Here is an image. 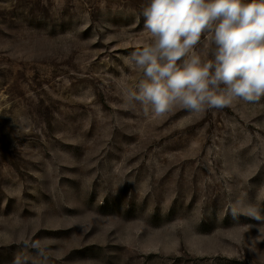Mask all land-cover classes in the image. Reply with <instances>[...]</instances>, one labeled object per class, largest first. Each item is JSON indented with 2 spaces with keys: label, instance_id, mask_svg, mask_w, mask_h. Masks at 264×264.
Segmentation results:
<instances>
[{
  "label": "rangeland",
  "instance_id": "obj_1",
  "mask_svg": "<svg viewBox=\"0 0 264 264\" xmlns=\"http://www.w3.org/2000/svg\"><path fill=\"white\" fill-rule=\"evenodd\" d=\"M147 3L0 0V264H264V98L127 104Z\"/></svg>",
  "mask_w": 264,
  "mask_h": 264
},
{
  "label": "clouds",
  "instance_id": "obj_2",
  "mask_svg": "<svg viewBox=\"0 0 264 264\" xmlns=\"http://www.w3.org/2000/svg\"><path fill=\"white\" fill-rule=\"evenodd\" d=\"M142 16L151 39L124 57L141 76L134 86L122 78L127 104L162 117L177 106L203 114L264 98V0H148ZM230 211L260 215L243 201Z\"/></svg>",
  "mask_w": 264,
  "mask_h": 264
}]
</instances>
